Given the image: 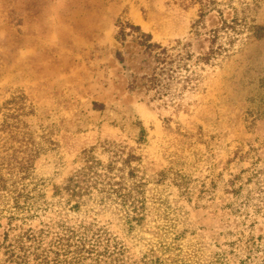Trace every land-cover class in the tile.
<instances>
[{"label": "rangeland", "instance_id": "374dc122", "mask_svg": "<svg viewBox=\"0 0 264 264\" xmlns=\"http://www.w3.org/2000/svg\"><path fill=\"white\" fill-rule=\"evenodd\" d=\"M235 9L264 28V0H0V108L24 95L34 110L31 129L49 132L57 143V155L37 163L48 198L83 165L85 150L95 146L106 161L105 143L131 150L149 173L185 176L186 188L167 181L155 189L159 199L150 214L156 215L132 232L111 210L82 215L107 228L134 259L156 242L157 223L171 232L169 242L182 235L187 264H207L212 251L228 249L238 232L260 234L264 226L252 175L264 169V36L245 33L251 38L204 71L200 91L171 102L141 85L149 71L146 54L127 27L139 26L162 45L182 39L204 51L209 43L203 33L217 27L221 15L230 20ZM124 25L129 35L121 40ZM130 74L137 78L133 91ZM136 117L148 132L144 144L127 124ZM237 187L240 194L233 192ZM49 216L56 215L46 222ZM67 217L71 225L82 219ZM30 225L40 227L38 220ZM6 228L0 220V243ZM4 259L0 248V264Z\"/></svg>", "mask_w": 264, "mask_h": 264}, {"label": "trees", "instance_id": "16d2710c", "mask_svg": "<svg viewBox=\"0 0 264 264\" xmlns=\"http://www.w3.org/2000/svg\"><path fill=\"white\" fill-rule=\"evenodd\" d=\"M127 27L137 32L135 39L146 54L144 67L149 71L141 76V85L146 91H153L154 97H167L171 102L183 99L186 93L200 91L204 71L229 58L237 43L264 36V28L248 21L237 9L230 20L221 15L220 24L203 33L209 43L204 51H196L191 41L182 39L162 45L139 26ZM127 27L120 29L121 40L129 35ZM196 32L198 38L203 35ZM247 32L252 36L243 38ZM115 58L125 62L119 51ZM136 88L137 78L130 74L128 89ZM93 108L100 110L104 105L94 103ZM33 111L24 95L12 97L0 108V220L7 222L0 243L4 249L3 264H187L179 243L182 235L175 234L169 242L166 235L171 232L161 224L153 226L156 242L149 244L148 251L137 260L107 228L82 217L111 210L126 231L132 232L155 214H150L151 205L159 199L155 189L167 181L186 188L184 175L170 170L149 173L142 158L131 150L126 152L124 147L105 143L106 161L95 146L85 150L83 165L62 185H56L52 198H48L46 179L37 173V163L54 158L58 145L49 132L31 129ZM127 124L138 144L147 142V129L138 117ZM120 127L125 129L124 124ZM54 164L57 166L58 162L55 160ZM252 175L258 185L257 211L264 213V169H255ZM241 191L242 187L233 190L235 194ZM50 213L56 216H49L46 222L44 217ZM71 214L82 219L71 225L66 220ZM34 220L39 221L40 227L30 225ZM238 233L239 237L227 243L228 249L216 247L207 264H264V226L260 234H254L253 229L248 234ZM166 255L173 258L168 260Z\"/></svg>", "mask_w": 264, "mask_h": 264}]
</instances>
